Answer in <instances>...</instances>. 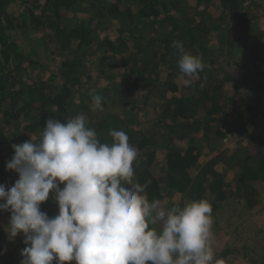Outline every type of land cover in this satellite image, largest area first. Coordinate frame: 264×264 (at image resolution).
<instances>
[{"label":"trees","instance_id":"obj_1","mask_svg":"<svg viewBox=\"0 0 264 264\" xmlns=\"http://www.w3.org/2000/svg\"><path fill=\"white\" fill-rule=\"evenodd\" d=\"M174 41L206 64L187 78L191 86ZM92 90L104 96L103 111L94 110ZM145 94L152 101L143 106ZM78 114L102 143L110 130L128 135L134 179L151 181L149 200L204 198L215 216L232 199L254 216L264 208V0H0V184L7 190L18 179L6 170L13 144L38 141L49 118ZM53 195L40 206L50 218ZM10 215L0 211V264H20L26 247L10 245L24 237L8 238ZM240 225L217 235L227 244L215 257L264 264V219Z\"/></svg>","mask_w":264,"mask_h":264},{"label":"clouds","instance_id":"obj_2","mask_svg":"<svg viewBox=\"0 0 264 264\" xmlns=\"http://www.w3.org/2000/svg\"><path fill=\"white\" fill-rule=\"evenodd\" d=\"M173 48L191 86L187 78L206 64L181 42ZM89 95L94 110L103 111L104 97ZM108 135L111 141L102 143L78 114L66 122L49 118L38 141L12 145L6 170L18 179L7 190L0 184V211L11 213L8 238L24 235L20 264H225L215 257L211 203L149 200L151 181L134 179L137 149L122 130ZM50 192L58 206L51 218L40 207Z\"/></svg>","mask_w":264,"mask_h":264},{"label":"rangeland","instance_id":"obj_3","mask_svg":"<svg viewBox=\"0 0 264 264\" xmlns=\"http://www.w3.org/2000/svg\"><path fill=\"white\" fill-rule=\"evenodd\" d=\"M39 33L40 32H38V31H33L32 33H30V36L32 37L30 39L34 43H37L39 41L38 40ZM44 48L45 47H42V46H41V48L39 47V49H41V52L42 53L44 52ZM239 53L237 54V58H244L245 59L246 58V55H249V51H246V53H245V51H243L241 53V55H239ZM42 72H43V70H41V73ZM116 72L119 73V71H113V76H116ZM41 73H39V75H40L39 77H41V75L43 74V73L42 74ZM117 77H119V75H117ZM112 78L116 82L119 80V78H116V80H115V77H112L111 76V78H107V80H109L108 82L112 83V81H113ZM107 80H105V81H107ZM95 84H99V81L97 82L95 80L92 83V85L94 86ZM87 93H88V91H87ZM97 94H99L102 97H104L101 93H97ZM106 94H109V92L107 91ZM145 95H147V96H146V99L143 98V101H144L142 103L143 106H145V103L151 104V101H152L151 100V97L148 94H145ZM140 98H141V93H138V91H137V93L135 92L134 93V96H132V100H131L130 104L133 103V102L136 103L137 100L140 101ZM82 99L84 101L87 100L86 97H83ZM104 100H105V98H104ZM129 107H130V105L127 107V110L129 109ZM95 116H97V114H95ZM116 116H118V118H120L122 121L127 118L126 115H124V114H120V115H116ZM260 119H262V121L264 122V118H260ZM245 141H247L246 138L244 139L243 143ZM234 144H235V141H233V142L230 143V145H234ZM263 219H264V208L263 207H261L259 211H256V213L254 214V216L253 215L251 216V215L245 214L244 212L241 211V206L237 203L236 200H232L231 199L228 202H226L221 208H219V209L216 210V214H215V216H213V220H214L213 231H214V234H215V244H214V248H215V252H216L215 255L216 256H219L221 250L227 244L224 241L219 242V239H218L217 235H219L221 232H224V230L225 231H228L229 233L235 234V231L233 229L235 228V226L237 228L238 227L241 228L240 222L242 220L255 221V224L256 225H260L262 223ZM23 241H24V237L22 239L19 238V239H15V240H9V243H10V245L13 248L16 249L18 247H21V246L25 245L23 243ZM244 241H246V238L244 239ZM231 255L234 256L235 259H236V257H240V255H238V254H231ZM149 264H150V262H149Z\"/></svg>","mask_w":264,"mask_h":264}]
</instances>
